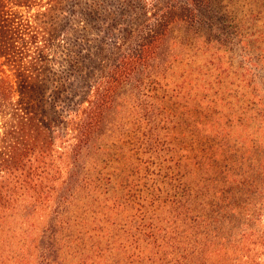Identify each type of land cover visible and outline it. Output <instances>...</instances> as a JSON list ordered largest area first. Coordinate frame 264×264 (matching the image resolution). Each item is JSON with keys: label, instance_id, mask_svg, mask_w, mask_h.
Wrapping results in <instances>:
<instances>
[{"label": "trees", "instance_id": "16d2710c", "mask_svg": "<svg viewBox=\"0 0 264 264\" xmlns=\"http://www.w3.org/2000/svg\"><path fill=\"white\" fill-rule=\"evenodd\" d=\"M215 4L0 0V231L18 237L20 254L35 251V264H264V200L243 221L218 212L234 201L198 191L147 202L109 170L105 138L124 136L112 131L117 96L166 59L172 26L207 27L205 39L220 42Z\"/></svg>", "mask_w": 264, "mask_h": 264}, {"label": "rangeland", "instance_id": "374dc122", "mask_svg": "<svg viewBox=\"0 0 264 264\" xmlns=\"http://www.w3.org/2000/svg\"><path fill=\"white\" fill-rule=\"evenodd\" d=\"M215 8L220 42L205 39L207 27L194 34L172 26L166 59L117 96L112 131L124 136L114 145L105 138L109 170L113 181L127 175V189L147 202L170 204L198 191L234 201L218 212L235 209L245 221L264 200V0H216ZM7 227L0 264H35V251L20 254Z\"/></svg>", "mask_w": 264, "mask_h": 264}]
</instances>
